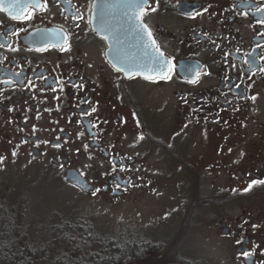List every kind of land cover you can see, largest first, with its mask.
<instances>
[{
	"label": "flooded vegetation",
	"instance_id": "flooded-vegetation-1",
	"mask_svg": "<svg viewBox=\"0 0 264 264\" xmlns=\"http://www.w3.org/2000/svg\"><path fill=\"white\" fill-rule=\"evenodd\" d=\"M126 4L0 11V180L22 174L5 189L12 204L39 202L28 184L45 204L59 189L153 204L143 231L103 237L87 263L264 264V184L244 191L264 180V0H148L151 37ZM161 52L170 78L149 71ZM87 236L67 234L64 252Z\"/></svg>",
	"mask_w": 264,
	"mask_h": 264
},
{
	"label": "trees",
	"instance_id": "trees-1",
	"mask_svg": "<svg viewBox=\"0 0 264 264\" xmlns=\"http://www.w3.org/2000/svg\"><path fill=\"white\" fill-rule=\"evenodd\" d=\"M5 206V207H4ZM28 204H7L0 205V264H96L87 263L89 258L97 259L95 250L100 243H108V238H103L95 234L91 225L84 219H61L58 215L52 217L51 228L43 230V233L31 231L25 222L29 214ZM23 218V219H22ZM53 220V221H52ZM53 224V225H52ZM69 233H86V243L80 240H73L83 243V252L66 253L65 244L68 239L65 237ZM36 236L32 238L31 235ZM53 237L52 241H40L45 236ZM44 235V236H42ZM39 239V240H37ZM37 241L40 243L37 244ZM81 247V246H80ZM46 249H55L60 252L49 254L44 253Z\"/></svg>",
	"mask_w": 264,
	"mask_h": 264
},
{
	"label": "rangeland",
	"instance_id": "rangeland-1",
	"mask_svg": "<svg viewBox=\"0 0 264 264\" xmlns=\"http://www.w3.org/2000/svg\"><path fill=\"white\" fill-rule=\"evenodd\" d=\"M18 171L8 170V173L2 176L4 178L3 181L2 179L0 180V205H7V203L12 204V194L10 191L5 189L14 185L10 183L11 181H17L22 176V174L20 172L18 173ZM20 185L22 184H19L18 186ZM27 187L28 188H26V190H28V192L39 191L42 194L36 200L39 201L38 203L33 202L32 204H28L30 211L25 219L29 229L31 231H35L36 233H38V229L44 227V224H47V227L42 228L43 230H46V228L50 229V224L52 223L50 222V219L56 215L61 217V219H84L91 225L95 234L100 237H111L118 232L128 233L130 231H134L133 229H137L139 232L143 231L145 228L150 216V210L153 206V204H149L147 199H141L137 203L129 201L121 204H101L97 202H89L76 197L66 189L57 190L61 192L56 194V200H59L56 204H45L46 201L51 202L50 195H46L44 197L43 192L39 190L42 188L41 185L31 186L28 184ZM69 198L72 200L73 204L69 201ZM61 201H63L62 204H58ZM154 205L159 208L157 213L161 214L162 206L164 204ZM51 229H53V227ZM43 230H40L37 236L40 232L43 233ZM31 236L34 238L36 235L33 234ZM45 237L46 238H44V240L40 239V241H45V239L47 241L53 240L51 234L50 236L46 235ZM40 241H37V244L40 243ZM211 254H213V257L218 258V255H215L216 253Z\"/></svg>",
	"mask_w": 264,
	"mask_h": 264
},
{
	"label": "snow or ice",
	"instance_id": "snow-or-ice-1",
	"mask_svg": "<svg viewBox=\"0 0 264 264\" xmlns=\"http://www.w3.org/2000/svg\"><path fill=\"white\" fill-rule=\"evenodd\" d=\"M18 2L19 0H17V3ZM5 3H6V0H0V11L10 10L9 15L11 16L13 20H30L33 15V10L35 9L45 10L47 7V0H44L43 3L41 2V0H28V3H26L25 5L21 7H16L15 4L9 3L7 8H5L4 7ZM126 8H127V11L125 12V15H131L134 19L140 21V27L143 28L145 31H148V26L145 23H143V17L149 11L148 0H127ZM150 10L155 11V8H151ZM26 12L27 14H25ZM22 31H24V29H19V32H22ZM19 32L13 31L11 32V34L18 35ZM148 35L151 37L150 31H148ZM64 39L66 41L67 37H65ZM153 45H155V41H153ZM0 47H4V45L0 44ZM61 50H64V49L62 48ZM157 51H159V49H157ZM245 62L248 63V61H245ZM155 63L157 67L155 69H149V71H158L160 78L162 79L170 78V76H168V72L171 71L174 66L170 67L171 62L163 58L162 52L160 53V56L155 61ZM117 70L120 71L121 69H117ZM182 71L188 74L189 76H191L195 74L196 70L191 68L190 66H186L185 68L182 69ZM146 78L150 79L151 77H146ZM190 82L195 83L196 80H191ZM252 99H255V97H253ZM92 111H95V109L93 108ZM58 146L59 145H57V147ZM13 155H15V153H13ZM2 159L3 158L0 157V160ZM255 184H264V180H253L251 184H249V187L247 189H244V191H248L252 187V185H255ZM99 191L100 189H96L95 192H93L92 194L95 195L96 192H99ZM242 255L247 257L249 253L244 252L242 253Z\"/></svg>",
	"mask_w": 264,
	"mask_h": 264
},
{
	"label": "water",
	"instance_id": "water-1",
	"mask_svg": "<svg viewBox=\"0 0 264 264\" xmlns=\"http://www.w3.org/2000/svg\"><path fill=\"white\" fill-rule=\"evenodd\" d=\"M77 186L81 187L82 189L86 190V185L84 179L80 176H70L69 177Z\"/></svg>",
	"mask_w": 264,
	"mask_h": 264
}]
</instances>
